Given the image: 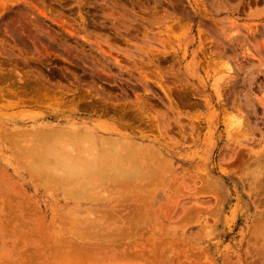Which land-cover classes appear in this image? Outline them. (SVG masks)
<instances>
[{"label": "rangeland", "instance_id": "374dc122", "mask_svg": "<svg viewBox=\"0 0 264 264\" xmlns=\"http://www.w3.org/2000/svg\"><path fill=\"white\" fill-rule=\"evenodd\" d=\"M56 130L159 165L70 195ZM263 192L264 0H0V264H249Z\"/></svg>", "mask_w": 264, "mask_h": 264}, {"label": "bare ground", "instance_id": "6f19581e", "mask_svg": "<svg viewBox=\"0 0 264 264\" xmlns=\"http://www.w3.org/2000/svg\"><path fill=\"white\" fill-rule=\"evenodd\" d=\"M56 131H53V133H51L52 135H50V132L48 133L49 135L46 134V136H45V134H44V136H45L44 138H50V140L53 142L50 143L51 146H49V149L47 147L46 149H44L42 151V153L39 152V154L42 155L46 150V152L43 154L45 157L43 158L42 157L43 155L42 156L40 155V158L42 157L41 160L42 159L45 160L47 156L48 157L52 156V158L51 159L47 158L48 163L43 164V167H46V168H43L41 166H37L36 170L38 169V167H40V171H42L43 174L46 173L50 177H54V178L57 177V178H60L61 180L70 182L71 186L68 189V192L70 195H73V194L82 195L84 193L90 194V193L94 192L95 190H98L99 188L105 187V185H108V186L110 185L114 190H116V188L118 189L120 186L124 185L126 183L125 181H127L129 179V176H131V175L135 179L136 178L137 179L142 178V179H140V182H141V180H143L146 176L148 177V175L152 172V169H151L152 167L159 165V164L157 165L156 161H154L155 160L154 156L156 158H158V160H159L158 156L161 154L154 155L152 158V156L149 154V153H151V152H149L150 150L148 151L149 153L146 152L148 150L147 149L148 146H146V147L143 146L147 149L146 151L141 150L142 146L140 147V150L142 152H145L148 154V155L143 156L144 158H146V156H149L147 158L148 160L147 161L145 160L146 162L144 160L142 161L143 157L142 156L140 157V155H142V152L139 150L136 154H137V156L140 154L138 156V158L139 159L141 158V160L140 161L137 160L138 162L136 161V163L133 164V162H135V160L137 159V157L135 155L134 161H132V164L130 165V164H128V162L131 158L130 156L132 155L131 150H130V149H132V147L129 148V146H133V143H132V145H131V143H129L130 145L127 143L129 145L127 147V149H126L125 145L121 144L122 147H124V151H125V149L127 150V152L130 151L129 155L130 154L131 155L129 156L128 153L125 154V153L121 152L123 150L121 149V145L119 144L120 140H119V142L118 141L113 142L111 138L109 139L108 137H101L103 139H101L102 142L100 143V145H101L100 146L98 139L90 133L85 134V133H83V132L81 133L79 131H74V132L72 131V133H70L68 135H67V133H65L66 135H64L62 133L65 131H63V132H61L62 130L61 131L56 130ZM66 132H68V131H66ZM121 143H122V141H121ZM125 143H123V144H125ZM139 145H141V143H139ZM71 149H72V151H71ZM75 149L79 153L78 157H77L78 153L76 154V157L72 156L74 154H72L71 152H73V150H75ZM149 149H150V146H149ZM151 150H153V149H151ZM152 152L155 153V150ZM158 152L156 151V153H158ZM143 155H144V153H143ZM127 156L130 157L129 160H128ZM150 156L152 159H150ZM36 158H38L37 155H36ZM49 160H50V162H49ZM125 160H128V161L126 162ZM149 160L150 161L153 160L155 163H149L148 162ZM166 161H168V160H166ZM42 162H44V161H42ZM125 162L128 165L125 164ZM152 164L153 165L156 164V165L153 166ZM32 165L34 166V167L32 166L33 167L32 169H35L36 165H34V164H32ZM44 165H46V166H44ZM161 167H163V166H161ZM150 169H151V172H149ZM158 169H160V167ZM145 170H147L149 172L148 175H146L148 173L147 171H146L147 173H145V174L143 173ZM40 171H38V172H40ZM154 172H156V171H154ZM142 173L144 174V176L146 175L144 178L142 177L143 176ZM125 174H128L127 177H125V179L126 178L127 179L125 181L123 179H121L122 182L123 181L124 182L120 185L121 181L119 182L118 180H119V178H123V175H125ZM133 177H132V179H133ZM151 178H154V177H151ZM137 179L135 181H137ZM133 182L134 181H132V183ZM127 185H128V183H126V186ZM144 186H146V185H144ZM124 187H123V189H124ZM140 187H141V185H140ZM142 188L145 190V187H142ZM256 189H254V188L249 189L250 196H254L256 194H257V196H260L259 191L257 192ZM245 191H248V189ZM260 193L262 194L261 190H260ZM263 194H264V192H263ZM261 203H263V202L261 201ZM74 214H76V213L74 212ZM259 214L261 215V217H260L261 221L257 222L258 223V224H256L257 227L255 226L256 228L253 230L252 235L250 236L251 242H253V243L251 245H248L249 248L246 251L247 254H250L249 257H251V258L248 257L250 259V261L248 260L249 264H264V211L259 213ZM66 215L68 216V214H66ZM66 215H65V217H67ZM76 216L77 215H74L75 218L78 217V216L77 217ZM69 219H65V220H69ZM79 220L80 219L78 218V221ZM62 221H63V219H62ZM70 221L72 223V221H75V220H69V222ZM75 222L77 223V221H75ZM84 222H85V219H84ZM93 223H95V221ZM96 225H98V223ZM87 230H85V231H87ZM108 248H109V246H108ZM32 257H34V256H32ZM248 258H246V259H248Z\"/></svg>", "mask_w": 264, "mask_h": 264}]
</instances>
